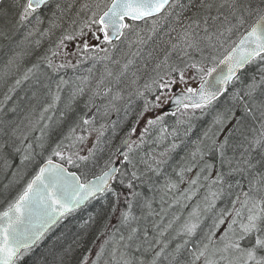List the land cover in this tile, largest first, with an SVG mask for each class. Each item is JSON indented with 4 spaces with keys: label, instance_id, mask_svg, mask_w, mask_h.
<instances>
[{
    "label": "snow or ice",
    "instance_id": "obj_1",
    "mask_svg": "<svg viewBox=\"0 0 264 264\" xmlns=\"http://www.w3.org/2000/svg\"><path fill=\"white\" fill-rule=\"evenodd\" d=\"M76 5V0H12L10 8L18 11L10 12L8 8L0 6V39L12 41L19 29L29 21L30 17L35 18L36 24L43 22L40 12L45 9H51L52 15L49 18L50 28L45 30L42 35H47L53 28L61 26L58 21L63 22L64 17L72 12ZM92 5L84 3L80 5L79 11L88 10ZM100 9L101 5H95ZM59 14V15H58ZM98 15V19H96ZM255 17V22L246 31V34L240 37L239 43L232 47L231 51L221 60L220 64H227L228 71L226 74H220L212 79H202L201 86L198 90L187 88L188 95L181 94L174 98V103L185 108H205L213 101H216L221 95L226 92L225 85L235 80H240L241 77L237 75L238 71L243 70L246 65L255 64L257 71L250 78V81L244 86L241 91L233 93L230 97L231 104L226 105L223 112L218 113L213 120L214 125H218V131L213 132L210 127L205 133V138L211 140L212 146L219 154L220 168L215 169V179L208 184L209 196L212 204L220 199L225 194L231 195L230 191L233 188L241 187V180L247 181V190L241 191L232 200L233 208L231 213H222L223 215L231 216V223L228 224V231L220 236V241L223 242V247H216L212 237L215 232L207 235L208 243L203 247H198L191 251L193 257L191 264H196L197 261L203 258L204 264H264V0H111V3L106 6V10L102 13L97 11L92 12L89 18L92 24H99V31L104 33V40L110 43V36L108 29H111V35L119 39L125 33L123 30L132 29V26L123 21L131 19L133 21H150L151 27L148 29L147 37L141 35V31H136V39L129 43V48L133 44L143 46L162 31V22L167 25L168 30L160 37V42L157 46L147 53L149 59L156 56L157 63L155 69L159 75V71L163 70L165 75H170L172 72L180 74V81L184 80V70L187 68L197 69L204 73L206 77H212L213 73L217 71L216 67L208 68L206 71L203 67L198 68V62L192 60V54L197 53L202 60L208 59L204 55L206 49H214L215 47H223L228 37L237 29L248 22L249 18ZM169 21H171L169 23ZM75 20L70 23L74 25ZM83 27H89L88 22H84ZM82 28L76 35H82ZM35 31V29L33 30ZM33 31L28 32L24 40L33 35ZM174 33V35H173ZM164 36L167 39H164ZM73 34L66 32L56 44V48L60 49L64 46V41L72 40ZM20 43H23L21 41ZM39 45V41L36 42ZM87 48V45H85ZM51 51V56H44L42 59L52 72H56L59 68L65 67L64 64H54L53 58L59 53L58 51ZM106 51V50H104ZM158 53L163 54V59L159 58ZM140 50L131 53L126 63L121 64L119 60L113 61L114 64L120 66L117 73L107 70L106 74L119 84L121 78L125 76L134 61L131 57L139 56ZM184 64V68H180L178 64L171 62L173 57ZM185 58L192 61L185 63ZM105 59H108L106 56ZM215 59V57H212ZM11 63V61H9ZM219 66V65H218ZM217 66V67H218ZM39 65H33L28 69L24 75V80L30 78V74L34 69H38ZM135 72L133 76H135ZM257 75L259 79H257ZM163 80L164 77L160 76ZM175 81L169 80L161 85V88H166L169 83ZM21 81L17 80L19 85ZM36 83L41 85L39 79ZM66 83L63 79L57 84V89L62 84ZM133 84L136 80L132 81ZM155 83V80L152 82ZM111 81L105 84V78L97 82V90L93 92V97L103 94L108 95L112 92L115 86ZM42 87H48L47 84H42ZM145 89L151 90V84H145ZM103 90L102 93L100 90ZM9 91H13L10 89ZM80 88L73 92L72 98L75 99L77 93H82ZM35 95V93H34ZM137 95H143L138 92ZM119 98V93L113 99ZM9 99V97H5ZM53 103L48 107H54L56 101L60 99L58 92L52 97ZM159 101L160 97L157 96ZM190 100L191 104L185 103ZM89 103H92L90 99ZM154 106H159L154 105ZM68 111H71V103L66 105ZM149 110V102H145L144 112ZM47 111V108L45 109ZM107 111V109L105 110ZM144 113L142 112L141 115ZM63 115V113H62ZM83 124L90 125L91 121L86 117H81ZM163 120V116H157L155 119H149L147 125L149 127L159 123ZM230 125V126H229ZM103 127V126H102ZM75 129L73 128L72 131ZM146 127L141 133V143L143 136L147 132ZM135 132L136 129L131 130ZM160 139H163V132ZM227 132L222 141L217 139L221 133ZM103 133L101 132V135ZM175 133H173L174 135ZM78 140L83 141L85 137H77ZM100 137H97V144L89 149L87 156H77V159L87 164L99 149ZM125 144V141L121 142ZM134 143L129 142L125 144L127 150L121 148L116 149L123 159L119 161L111 158L105 161L104 170L100 176H97L92 181L80 183L79 178L74 174H66L65 169L61 165L53 164L49 157L43 166L40 167L37 174L29 181L24 192L20 195L15 204L10 205L9 210L2 214L4 222L0 223V264H11L14 257L19 254L20 249H30L39 240H42L47 231L60 223L65 217L73 214L81 209L90 200L97 199L98 196H105L110 194L112 197L111 203L106 207L97 209L95 214H89L88 219L84 220L78 225L80 229H84L87 225L94 222L98 217H104L110 221L113 214L119 213L120 224L128 227V235L120 236L119 241H115V232L113 233L114 246L112 249V259H117L116 252L120 242H124L122 247L129 249L132 247V242L138 239V228L131 227V224L138 220L134 212V204L140 193L134 191L136 187L134 181L141 179L143 173L138 174L136 170V162L131 153L134 151ZM11 147L9 141L0 143V158L4 159V166L8 168L11 166V161L8 158V149ZM178 147L172 144L169 149L173 151ZM61 145L57 144L56 149H60ZM231 149L232 155H228ZM102 150V149H101ZM211 150V149H210ZM14 152H19V148H14ZM165 153H161L163 156ZM53 155L64 158L62 151L54 150ZM75 155V154H73ZM206 153L201 148L197 147L191 153V160L187 165L181 167L177 175L183 181L184 173L191 172L194 168H199L196 172V178L192 179L191 185L196 186L199 183V178L205 173H213L214 165L208 163L204 156ZM199 157V158H198ZM29 155L21 157V164L29 160ZM68 163H74L72 156H69ZM157 165L153 168L148 161L141 159L150 171L159 174V165L165 163L163 160H157ZM123 165L126 169L131 168V174L127 171H122L121 168L115 167L116 163ZM223 169H227L224 171ZM15 176L16 173H13ZM237 179L235 184L232 179ZM204 180H209L208 175L203 176ZM125 179L128 180L125 184ZM118 180L119 185L126 188L128 193L117 191L116 185L112 182ZM169 189H174L177 185L171 181L166 185ZM215 189V190H213ZM227 190V191H226ZM194 194V193H193ZM241 196L243 199H241ZM123 197V199H122ZM189 199L191 197H188ZM126 205V210H121L120 205ZM239 205V207H236ZM147 207H151L150 203H146ZM234 213V215H232ZM193 215L197 213L193 212ZM225 223L221 218L215 227ZM171 225L169 224V227ZM105 228L109 227L105 223ZM199 227L198 222L188 223L184 225L183 232L187 236H193ZM71 229L69 228L68 231ZM231 232V237H229ZM163 235V232L160 233ZM68 238V232L57 236L53 241L46 254H43L37 264H66L65 257L69 256L73 251L72 244L79 247V240L81 237L76 236L67 248L63 246L64 241ZM245 239L249 240L250 246L243 247L241 242ZM161 241L156 239L155 243L159 244ZM109 241H105L100 246V251L96 253V260L91 261V264H98L101 259L105 245ZM149 244L148 233L144 232V240L141 242ZM141 243L135 244V250H139ZM189 243L185 240L184 243L176 246L175 252L179 253L181 248ZM210 245L212 246L210 249ZM167 244L155 252L149 264H160V258L165 253ZM154 247V245H150ZM148 249H145L147 251ZM88 257H83L80 264H85ZM164 259H168L164 256ZM176 256L172 255V260ZM120 261L122 264H133L131 258L126 251L120 252ZM105 264H108L105 261ZM139 264H144L141 260ZM171 264V261L169 262Z\"/></svg>",
    "mask_w": 264,
    "mask_h": 264
},
{
    "label": "trees",
    "instance_id": "obj_2",
    "mask_svg": "<svg viewBox=\"0 0 264 264\" xmlns=\"http://www.w3.org/2000/svg\"><path fill=\"white\" fill-rule=\"evenodd\" d=\"M87 0H76V5L72 9L71 13H68L64 17V21H58V23L61 24L59 28H53L51 32H49L47 35H42V33L45 32V30L50 28L49 24V18L52 15L51 9L45 8L43 9L39 14L41 18L44 20L43 23L37 25L39 28L38 31H33V35L29 36L28 39L25 41L24 37L25 35L30 31H18L15 37L12 41H7L0 39V143L4 141H9L11 144V147L8 149L9 153V159L11 161V166L8 168H5L4 166V159L0 158V210L1 208H6L9 204L3 199V194L5 192H10L12 182L16 180L19 176L21 178V175H23V179L26 177L25 173L30 170V176L33 175L35 170L37 169L38 165L47 157H50L48 155V152L51 150L52 147H56V141L62 134V132L69 127L71 123H73L78 117H80V114L85 109V102L88 100V95L83 93L81 96H77L76 99L71 100L70 96L67 98L68 95H70V90H78L76 86L74 87H67L66 89L62 90L61 92V101H65L66 104L60 108V110H57V113L55 115V119L52 120L51 124L48 126V128L43 132L42 137L40 139H34V134L30 136L31 133H29L28 138L30 143H32L29 147H25L21 144V137L23 136V133L26 131V124L32 125V122H34L38 108H43L44 110L47 107H40L44 101L49 100V95L51 94V91H54L55 93H59L61 90V87L57 89V84L60 82V79L57 78V75L53 74L49 68L45 65V61L42 59L44 56L45 50L48 49V52L45 56H51V51H57L56 44L60 40V38L66 33L70 32L73 34V39L76 40L80 37L85 36H94V35H100L99 33V26L97 24L89 23V27H84L82 29V35H76L79 31H68L73 27L70 23L72 20H75L76 23L80 20L81 16L85 14L84 11H79V14L77 15V12L80 8L81 4H84ZM110 0H107L106 5L104 7L102 6L101 10L98 12V14L103 11V8L107 6ZM12 0H4L0 6H3L5 8V5L7 3H11ZM59 15V14H58ZM98 16V15H97ZM35 20V18H32ZM97 19V17H96ZM255 20V17L249 18L248 22L240 27L239 29L235 30L228 38H236L242 31L245 30L253 21ZM171 21H169L170 23ZM75 23V24H76ZM74 24V25H75ZM140 24V23H139ZM137 25V24H132ZM162 31L158 35H154L151 40L148 41L147 44L143 47L142 54L138 57L139 58V64L136 68L138 70V74L140 77H142L141 81H151V90L152 95L154 97V94L159 92L160 86L164 84L166 81H169L170 78L174 79V83H169L167 87L169 88H175L177 86V82L180 79V74L174 72L173 77H166L164 76V79L161 80L160 76H155L152 80L146 79V76L148 74H153V72L156 71L153 67H155L157 63L156 56L154 55L153 58L149 59L147 56V53L149 51H152L157 44L160 42V37L163 36L164 32H167L168 27L166 24L162 22L161 24ZM143 36L147 37V35L142 34ZM174 35V33H173ZM164 39H167L166 36H164ZM72 40H66L64 41V46L68 44V41ZM23 41V43H20ZM37 41H39V45H37ZM139 49L142 46H137ZM214 49H206L204 55L205 56H211L214 54ZM159 58L163 59V54L158 53ZM55 60V58H53ZM11 61V63L9 62ZM176 61V64L180 67V62L176 60V57L174 56L172 58V61ZM39 65L38 69H34L33 73L30 74V78L28 80H24L25 73L28 72V69L32 68L33 65ZM202 66L207 70L208 63L206 61H203ZM180 68H184V65ZM154 69V70H153ZM188 69H185L184 72H188ZM257 71V66L255 64H249L241 73H240V80H235L234 83L229 87V89L226 90V92L223 94V96L216 101L211 106H207L205 108H202V115L208 114L210 116V121L213 123L214 118L217 116L218 113H221L224 111L226 105H230L232 102L230 100V97L233 93L237 91H241L244 86L250 81V78L253 74H255ZM148 72V73H147ZM115 74V73H114ZM65 75V74H64ZM204 75L202 74V77ZM37 79L40 80L41 85L47 84L48 87H42L41 85H38L36 83ZM67 78L63 79L66 80ZM257 79H259V76L257 75ZM19 80L21 83L19 85L16 84V81ZM155 80V83H152ZM145 85V83L143 82ZM56 86V87H54ZM62 86H64L62 84ZM139 86V84H138ZM137 86V87H138ZM64 88V87H63ZM10 89H13V91H9ZM176 89V88H175ZM174 89V90H175ZM70 92V93H69ZM35 93V95H34ZM72 94V93H71ZM5 97H9V99H5ZM67 101H66V100ZM71 103V111H68L66 108V105ZM63 113V115H62ZM132 116V115H131ZM141 117V115H140ZM200 117L198 115H195L194 112H189L186 109H182L179 111L178 114H176L174 117L171 116H165L163 121L175 128V130H179L181 128H192L193 133L197 134V130L207 122V118H204L201 123L195 122L196 119ZM144 122V121H142ZM196 123V126H195ZM230 126V125H229ZM31 128V127H30ZM38 128V126H37ZM146 128V127H145ZM145 128L139 127L138 131L136 132V139H140L141 141V133L144 132ZM148 130L143 136V142L140 144V147L143 151V153H146V155H149L153 152L150 148L151 142L154 144V141L160 139V136L157 135L159 133L154 126L147 127ZM40 130V127H39ZM33 131V130H32ZM31 131V132H32ZM33 133V132H32ZM194 134V135H195ZM156 135V137L154 136ZM227 135V132H223L220 134V136L217 137L219 141L223 140V137ZM27 138V141H28ZM165 138V137H164ZM107 139V138H106ZM188 140V139H187ZM108 142V140H107ZM189 141H187V144L184 145V150L189 153L188 149L189 147ZM206 142V141H205ZM61 147H66L67 145L64 142L63 144H60ZM206 143L203 144L205 146ZM14 148H19V152H14ZM103 148V147H102ZM209 149H215L214 146L210 145ZM208 149V150H209ZM154 150V149H153ZM206 150V157L211 162V164L214 165L213 173L209 174L208 172L202 175V179L199 178V183L196 186L191 185L192 179L196 178V173H184V179L183 181L180 180V177L177 175V173L180 171L182 165L178 163L177 165V171L175 175H172L171 178L165 180L166 182L174 181L176 185H180L182 183L183 185L192 186L196 189V192L192 195V198L188 201H179L175 204V210L178 211H185L186 209H192L197 210L199 208H202V210L210 211L211 210V203H210V196H209V188L208 184L211 180L215 179L214 171L217 168H220V158L219 155L212 154L210 155V152H207ZM152 151V152H151ZM141 153V154H143ZM24 155H29L30 159L24 161L23 164H21V157ZM228 155H232L231 149L228 151ZM54 156V157H53ZM51 158L63 162V160L56 155H53ZM132 157H135L134 155ZM176 156L174 155V152H170L167 155L156 158L157 160H163L165 163L159 165V174L156 172L150 171L148 167L144 163H137L136 170L138 174L143 173L141 176V179L134 181L136 187V191L138 192V189L140 190V196L138 201H136V207L133 208L134 214L139 217L138 220L134 221L131 224V227L138 228V239L135 242H132V247L129 249H124L122 247L124 242H120V246L117 248L116 257L117 259L115 261H109L108 264H122L120 261V255L118 254L121 251L128 252L129 256L133 258V264H137V262L143 260L146 263L150 262L151 259V243L153 244L156 239L157 235L161 236L158 233V230L155 227V219H153L151 216H148V212H150L149 207L146 206V203L152 204L153 196L155 195L154 191L156 187L161 184L162 177L169 175L168 172L169 167L175 162L174 158ZM218 158V159H217ZM143 160H146V157L142 158ZM100 160V159H99ZM151 164L155 162V160H150ZM156 165V163H154ZM153 167V166H152ZM157 167V165H156ZM153 167V168H156ZM124 166L121 165V170H123ZM224 171H227V169H223ZM132 169L130 168L128 171V174H131ZM25 172V173H24ZM101 172V171H100ZM151 173L154 176L146 175ZM171 172V171H170ZM13 173H16L14 176ZM208 175L209 180H204L203 176ZM144 176V177H143ZM145 178V180H144ZM240 179V177H235L232 179V183L235 184L236 180ZM160 182V183H159ZM114 185L117 184L114 183ZM117 191L119 189L116 188ZM179 190H183L181 187ZM247 190V181L241 180V187H236L231 189L232 192L231 195L225 194L220 199L216 200V206L218 208V211H225L224 213H231V210L233 208L232 205V197L231 196H237L241 191ZM227 191V190H226ZM177 193V191H175ZM180 193V192H179ZM178 193V194H179ZM157 194V193H156ZM11 196V195H10ZM107 197V198H106ZM103 197L101 200H94V202L88 206L86 209L78 211L76 213H73L66 218L63 219V221L60 223V225L54 229L44 240L33 250L24 253L20 259L17 260L16 264H37V261L41 259L43 254H46L47 250L52 244V241L57 237L60 236L62 233L68 232V238L64 241L63 246L65 248L68 247L69 244H72V240L79 236L81 239L79 240V247H77L75 244H72L73 251L70 253L69 256L65 257L66 264H80V262L83 260V257L87 256L89 259L85 262V264H91V261L96 260V253L100 251V246L104 244L105 241H109L107 245H105L103 258L109 257L112 253V249L114 246L113 241V233L115 232V241H119L120 236L124 235L125 237L128 235V227H125L120 224V221L118 219L119 213L113 214L112 218L107 220L104 217H98L94 222L87 225L84 229H80L78 227L79 224H81L84 220L88 219L89 214H95L97 209L101 207L108 206L111 201L112 197L109 194L108 196ZM236 199V198H235ZM241 199L243 197L241 196ZM183 205H186L184 208ZM236 207H239V205H236ZM121 210H126V206H123ZM80 215L78 217L77 215ZM234 213H232L233 215ZM147 215V216H146ZM226 217L227 222L225 223V227H220L215 231V235L213 237L220 241V236L224 235L226 231H228V224L231 223V216L230 215H223ZM105 223L109 224L108 228H105ZM176 224V221L173 225ZM71 229L68 231V229ZM176 227L173 226V229ZM147 231L148 233V239L149 244L141 243L144 240V232ZM231 232H229V236L231 237ZM165 233H163L164 235ZM162 235V236H163ZM163 238V237H162ZM141 243L140 249L137 251L135 250V244ZM241 245L243 247L250 246L249 240L245 239L241 242ZM145 249H148L145 251ZM261 255H264V253H261ZM112 256V255H111ZM112 258V257H111ZM180 258H183L181 256ZM186 260L187 257H184ZM170 260L164 259L163 264H169ZM98 264L99 261H98ZM171 264H181V261L178 262H171Z\"/></svg>",
    "mask_w": 264,
    "mask_h": 264
},
{
    "label": "bare ground",
    "instance_id": "obj_3",
    "mask_svg": "<svg viewBox=\"0 0 264 264\" xmlns=\"http://www.w3.org/2000/svg\"><path fill=\"white\" fill-rule=\"evenodd\" d=\"M33 17H30V19H32ZM254 22H255V20L247 28H245V30L242 31L236 38H228L227 39V45L222 50L220 49V51L217 52L218 56L215 59L208 58L206 60H202L201 58H198L200 55L198 57H196V58H193V59H196L195 60L196 62H198V68L199 67H203L204 68V66H202L203 61H206L208 63V65H209L208 68L216 67L217 64L224 58V56L239 41L240 37L247 30L250 29V26ZM69 42H71V41H68V43ZM143 47H144V45L139 49L140 50V55L143 52V50H142ZM45 51L46 52L44 53L43 56H45L47 54L48 49H46ZM80 53H82V54L80 55ZM80 53H79V58L78 59H80L82 57H85L86 56L85 54H87V53H95L94 47L90 46V47H88L86 49H82ZM95 54H97V53H95ZM122 55L123 54L119 55L118 58H121ZM125 56L126 55H124V57L122 58L121 64L127 62V57L128 56H126V57ZM139 56L132 57V59L134 61L133 65L130 66L127 74L124 76V78L119 83V85H117V89H120V92L125 93L124 90H122L124 85H127L126 87H128L127 88V90H128L130 87H132L131 86L132 85V81L136 80V83L139 81L138 82L139 86L137 85L138 86L137 87V91L134 92V94L132 96H129V98L124 102V104L127 105L126 109L122 108L124 106V104H123V106L120 107L118 113L114 112V114L111 116V118H113V120L110 122V124L105 123L103 125V127L100 128L96 132V135L93 136V141L91 142V147L93 148V145L97 144V137L99 136L100 137L99 149L96 150L95 155L92 157V159H91L92 162L91 163H90V161L87 162L88 164L84 166L83 170H79L78 171L77 177L79 178L80 183H86L87 181H90V180L96 178L97 175L99 174V172L104 170L105 161L109 160L110 158L111 159L113 158L112 160H115V161L121 160V157H119L118 153H116V149L120 148V146L122 144L121 142L131 136L130 135V131H131V129H132V127L134 125L138 126V128L139 127L144 128L143 125L138 124L139 123L138 120L141 118L140 115H141V113H142V111L144 109L145 102L146 101L150 102L152 100V98H153V95H152V91H150L148 89H145L144 84H143V82H145V80L144 81L140 80L142 77H140V75L138 74V70L136 69L138 67V64H139V62H138L139 61V58H138ZM208 57H210V56H208ZM77 61L78 60H76V62ZM173 62L176 63V61H173ZM184 62L185 63H191L192 61H186L185 60ZM53 63L57 64V65L60 64V62L56 58H55V60H53ZM45 65H46V62H45ZM180 65H181L180 67H182L184 64L180 63ZM87 66L89 67V64L83 66L82 68H84V67L86 68ZM247 66L248 65H246L245 68ZM119 68H120V66L116 67L117 70H116L115 73H117L119 71ZM153 68L155 69V67H153ZM60 69L63 70L61 73H59ZM97 69L95 71V75H91L90 76V79H93L96 82H98L101 79V77H104L102 75L103 72L101 70H97ZM187 69H188L187 70L188 72H191V73H194V74H199V77L201 78L200 83L202 82V79H204L206 77L204 75V73H203L204 76L202 77V72H199L197 69H193V68H187ZM49 70L52 72L51 69H49ZM81 70H83V71H81L80 73H74L71 70V67L65 66L63 68H59L56 72H54V73L52 72V73L57 75V78L60 79V80L67 78L66 80H64L66 83L63 84L64 87H65L64 89H66L67 87H70V86L71 87L76 86L75 83H77L78 75L79 74H83L84 71H86L85 69H81ZM243 70H240L237 73V75H240V73ZM205 71H206V69H205ZM134 72L136 74L135 76H133ZM131 73H132V75H130ZM159 75H161L163 77L164 76L173 77L174 76V72L170 73V75H165V72L163 70H160L159 71ZM234 81H235V78L233 79L232 82L229 83V85L227 87H225L226 90L229 89V87L234 83ZM113 83H115V81H113ZM175 88H174L175 89V93H186V90L180 89L178 87V85ZM61 92H62V88H61V90L58 93L59 96H60V99L58 101H56L55 106L54 107H48L49 105H51L53 103L52 97H53L54 94H56L54 91H51V94L49 95V100L48 101H44L42 103V105L40 106V107H47V111H45L43 108H41V109L38 108L37 116H36V118L34 120L35 123L32 122V125H27L26 124V126H27L26 127V131H25V133H23V136L21 137V141H20L22 145H24L25 147H29L32 144V143H30L29 138H28L29 133H31L30 136L32 134H34V139L33 140H36V139L38 140V139H40V137H42L43 132L51 124L52 120L55 119L54 117H55V115L57 113V110H60V108L63 107L66 104L65 101L60 102L61 101ZM70 92L73 93L72 90H70ZM137 92L143 93V95H137ZM71 93L69 95L70 97L72 95ZM222 96L223 95H221L216 101H218ZM99 98L101 100L103 99V98L100 97V95H99ZM71 99H72V97H71ZM216 101H213L208 106H211ZM99 102L100 101H98L97 98L95 99V102H93V105H96V107H97L96 109H98ZM135 107L136 108L138 107V108L136 109V112H134L132 114V116H131L130 112ZM151 110H153V109H149V111H151ZM186 110H188L189 112H194L195 115L200 116V117H198L196 119V121H195L196 123L197 122L201 123L204 118L208 117L207 118V122H205V124L203 126H201L197 130V134H195V133H194L195 135L192 134L194 126L192 128H184L183 127V128H181L179 130H175V128L173 126L165 123L162 120V121H160L159 123H157V124H155L153 126L159 132V133H157V135L160 136V137L162 135V130H166V131L163 132V137H165V138L158 139V140L154 141V144L152 142L150 143L151 144L150 148L153 151V152L151 151L152 153L150 154V156L146 155V153H143L142 149H141V151L137 150L134 153L135 155L133 154L135 156V157H133V159L136 162V164L139 163L143 157H146V160L148 161V163L151 164L150 160H152V162H153V159H152L153 157H156L157 159L161 158V157H163V156H165V155H167L168 153L171 152V151H168V152L165 153V150L169 149L172 144L178 145V147L175 150L172 151V152H174V155L176 157L174 158L175 162L169 167L168 172L170 174L162 177L161 182L162 181L163 182L156 187L154 193L156 192L157 194L155 193V195L153 196V201H152L151 207L149 208L150 212H148V216H151L153 219H155L154 220L155 221V227L158 230V233L159 234L161 232L165 233L163 236L157 235V239H159L161 241L159 244H156L155 242L153 244L151 243V245H154V247H151V259H150V261L152 260L153 256L155 255V252L159 251L160 248L164 247L165 244H167L168 245L167 247L169 248V252H167L166 249H165V253L161 256L160 264H163L164 256H167L168 260H170L171 262H178L179 263L181 260L184 259V257H187V259L186 260L184 259L183 262H181V263H184L185 261H189V260L192 261L193 257L191 255V251L196 250L198 247H203L204 244L208 243V240L206 238L207 235L212 233V232H215L218 228L223 227L225 225V223L227 222L226 217L222 216V213H224L225 211H218V208L216 206V201H215V204L213 205L212 201H211V198H210L211 210L210 211H205V210H202V208H199V209L195 210L197 215H193L194 210L189 209V208L186 209L185 211H178V210H175V208H174L175 204L177 202H179V201L188 202L192 198V195H193V194H190L188 192L184 193L183 191L179 190L181 188V186H182V183H180V185L178 184L177 187L174 188V189H169L166 186L167 182L165 181V180L171 178L172 175H175V173L177 171L178 163L184 167V166L187 165V162L191 160V154H188V152H186L184 150V145H186L187 141H189L188 142L189 143V147H190V150L188 149L189 153H192L193 151H195L197 147L201 148L202 151L205 153L206 150L209 149V146L212 145V144H211V140L210 139L205 138L204 133L210 127L212 128L213 132L218 131V129H219L218 125H214L210 121L209 113L205 114V115H202V108H195L194 109L192 107H188V108H186ZM82 113L80 114V117H78L79 120L81 119ZM134 117H135V119H133ZM78 118L73 123H71L69 125L70 128L74 127L76 125L75 122L78 120ZM155 118L156 117H151V119H155ZM116 119H117V122L115 123ZM141 121H143V120H141ZM145 122L147 123V121H145ZM196 123H195V126H196ZM37 126H38V128H37ZM39 127H40V130H39ZM73 132H75V131H73ZM101 132L103 133L102 135H101ZM68 133H69V131L65 132V134H68ZM173 133H175V134L173 135ZM154 136L156 137V135H154ZM27 138H28V141H27ZM107 140H108V142H107ZM204 143H206L205 146H203ZM138 147H139V149L141 148L140 145ZM51 150L48 152V155L50 156V158L53 156V153H52ZM57 150L62 151L64 158L63 159L61 157L60 158L63 160V162H60V161H57V160L51 158L52 162H55V163L63 166L64 168L67 169L68 172H71L72 168L67 163V160H66L67 157L65 155V153H67V152L69 153L70 151H68V149L66 147L65 148L61 147L60 149H57ZM207 152H210V155L217 153L215 151V149H213V150L209 149ZM141 153H143V154H141ZM161 153H165V155L161 156L160 155ZM216 155H219V154H216ZM56 157L58 158V156H56ZM48 158L46 157L38 165L37 169L35 170L33 175H31V177L28 178V180L25 182V184L22 187V189L17 194L14 195V198L12 199V201L7 202L9 205L6 208H4V209L1 208L0 215L2 213H4L5 211H7L9 209L10 205H13L19 199L20 195L24 192L25 188L27 187L29 181L32 180V178L36 175L37 171L39 170L40 166L43 165ZM204 159L208 163H211L206 156H204ZM154 163L151 164V165L153 167H156V165ZM129 169H130V167L127 168V169L124 167L122 171H127L128 172ZM198 171H199V168H194L191 172H188V173H192L193 174V173H196ZM205 173H207V172H205ZM146 175L154 176V175H152L149 172H148V174L146 173ZM200 179H202V176L200 177ZM144 180H145V178H144ZM127 182H128V180L125 179V184H127ZM112 183L113 184L114 183L117 184L116 188L119 189V191L124 192L125 194L128 193V190L126 188H124V187L119 185L118 180H115ZM133 190L136 191L135 188ZM213 190H215V189H213ZM139 191L140 190L138 189V193H140ZM175 191H177V193ZM108 195L109 194H107L105 196H98L97 199H95V201L96 200H101V199H103V197H106ZM188 197H191V198L189 199ZM231 197H232V199L236 198V196H231ZM122 199H123V197H122ZM138 199H139V197L137 198V201H138ZM93 202L94 201L87 202L84 205L82 210L86 209ZM123 206H126V205L121 204L120 208H122ZM185 206L186 205H183L182 207L184 208ZM135 207H136V202L134 204V208ZM77 216L80 217L79 214ZM221 218L224 219L225 223L220 224L218 228L215 227V225L219 222V220ZM166 221H167V223L171 222L170 223V225H171L170 227L168 225L165 228ZM175 221H176V224L173 225ZM194 222H198L199 223V227H198L196 233L193 236L189 237L186 234H184L183 228H184L185 224L194 223ZM60 223H58L57 225L52 227L51 230H49L45 234L44 238H46L54 229H56L60 225ZM173 226L176 227V228L173 229ZM44 238L42 240H39L32 248L25 249V250L21 251L20 254L13 261L12 264H16L17 260L20 259V257L24 253H27V252L33 250L35 247H37L44 240ZM212 239L215 242V246L216 247H223V242L217 241L214 237H212ZM185 240H188L189 243L185 247L181 248L179 253H176L175 252L176 246L178 244L182 245ZM211 247L212 246L210 245V249H211ZM118 254L120 255V252ZM172 255L176 256L175 260H172ZM181 256H183V258H180ZM111 257H112L111 255H109V257H106V258H103V256H102L101 259L99 260V263L100 264H105V261H107V262L112 261L113 259ZM109 258H110V260H109ZM148 263H146V264H148ZM137 264H139V262H137ZM144 264H145V262H144ZM196 264H204L203 258H202V260L197 261Z\"/></svg>",
    "mask_w": 264,
    "mask_h": 264
},
{
    "label": "rangeland",
    "instance_id": "obj_4",
    "mask_svg": "<svg viewBox=\"0 0 264 264\" xmlns=\"http://www.w3.org/2000/svg\"><path fill=\"white\" fill-rule=\"evenodd\" d=\"M85 3L92 5V7L88 10H85V14L83 16H81L78 23L73 25V27L71 29H69L68 31H79V30H81L84 22L90 23L91 21L89 20V18L92 16V12L93 11L99 12L101 10L102 6L104 7V5H106L107 0H87ZM97 3H99L101 5L100 9H97L95 7V5ZM11 4H12V2L7 3L5 5V8H8L10 12L18 11L17 9L10 8L9 6ZM131 26H132V29H127L124 37L117 44L105 43L104 47H103V45L101 46L100 43H98V46H97V44L95 42H96V40L100 39V36L94 35L91 37L90 36H85V37L83 36V37H80L76 40H72L66 46H63L62 48L57 49L59 54L55 58L60 62V64H64L65 66L71 67V70L74 73H80L81 71H83L81 69L86 70V71H84L83 74L78 75L77 83H75V84H76L77 89L82 88L83 92L88 95V100H87V102H85L86 108L84 109V112L82 113L81 117L88 118L91 121V124L85 125V124H83V120L82 119L79 120V118H78V120L75 122L76 125L74 127L70 128V126H69L65 129L66 131H69L68 134H65V132H66L65 130L62 132V134L60 135V137L56 141V145H55V146H57V144H63L64 142L66 143L67 149L70 152L65 153V155L67 158L69 156H72V159L74 160V163L69 164L68 159L66 158L67 163L69 164V166L72 169L83 170L84 166L87 165L88 163L85 164L84 162H81L80 160L77 159V156H87L89 154V149L92 148L91 142L93 141V136L96 135V132L100 128H102V126L105 123L110 124V122L113 120V118H111V116L114 114V112L118 113L120 107L123 106L124 102L129 98V96H132L134 94V92L137 91V85H138L139 81L135 85L132 83V85H131L132 87H130L128 90H127L128 87H126L127 85H124L122 90H124L125 93H122V92H120V89H117V85H119V84L113 83L114 80H112V78L108 77L106 74L107 70H110L113 73L116 72V70H117L116 67H118L119 65L114 64L113 61L119 60L121 62L124 55L128 56L127 57V59H128L131 56V53L136 52L138 50V47H136L137 46L136 44H133L132 47L129 48V43L136 39V35H135L136 31H141V35L142 34L148 35V29L151 27V23H150V21H148V22L144 21L140 24L131 25ZM34 29H35V31H38V29H39L37 27L36 21L29 18V21H26L25 24L19 29V31H33ZM98 42H100V40ZM85 45H87V48L90 46H97V48L99 49V47H101L100 49H102L103 51L100 50V52H98L97 54H95L96 52L95 53H87V54H85L86 55L85 57L78 59L79 53L81 52V50L86 49ZM226 45H227V40L225 41L223 47H219V46L215 47L214 48L215 53L212 54V56H210L208 58H212V57L216 58L218 56L217 52L220 51V49L222 50ZM104 50H106V51H104ZM81 54L82 53H80V55ZM121 54H123L121 56V58H118V56ZM106 56L108 57V59H105ZM198 56H199V54L193 53L192 54V60L195 61L196 59H193V58H196ZM198 58H201V57L199 56ZM76 60H78V61L76 62ZM185 60L189 61V60H187V58H185ZM88 64H89L90 68L88 66L86 68L85 67L82 68L83 66L88 65ZM96 69L101 70L103 72L102 75L105 78V84H108L109 81H111L113 84H115V86L113 87L112 92L110 94H108V95L100 94V97L103 98L102 100L99 98V95L93 97V92L97 90V82L94 81L93 79H90V76L95 75ZM62 71L63 70L60 69L59 73H61ZM130 75H132V73ZM157 75H158L157 71H155V72H153V74H148L146 76V79L152 80ZM194 75L195 76L190 75L189 72H184V80H183V82H181L180 79L178 80V82H177L178 87L180 89H183V90H186L187 88L195 89L198 86V84L200 83L201 78L199 77V74H194ZM123 78H124V76L121 78V81ZM144 83L145 84H151V81L146 80ZM54 87H56V86H54ZM60 87L62 88V90H64V88H65L62 85ZM159 90L160 91L155 93L154 97L149 102V109H153V110H151V111L148 110L147 112H144V109H143L142 112L144 114L138 120V122H139L138 124L143 125L144 128L148 127V125L145 121H148L149 119H151V117L161 116V114H159V110L167 105L169 97H171V95L173 94V91H171L169 89V87L161 88V86H160ZM75 91H77V90H75ZM100 91L102 92L103 90L101 89ZM83 92L77 93V95L75 96V99L77 96H81V94H83ZM117 93H119V98L113 99V97L116 96ZM157 96L160 97L159 101L156 100ZM71 97H72V95H71ZM67 98H69V95L67 96ZM96 98L98 99V101H100L99 105H98V109H96L97 108L96 105H93V102H95ZM90 99L92 100L91 104L89 103ZM157 104L159 105L158 107L154 106ZM126 107H127V105L124 104V106L122 108L126 109ZM137 108L135 107L133 110H131V112H130L131 115L134 112H136ZM144 108H145V104H144ZM106 109H107V111H105ZM133 119H135V117ZM141 120H143L144 122H142ZM116 122H117V119H116L115 123ZM73 128L75 129L74 130L75 132L72 131ZM133 128H135L136 131L135 132L130 131V135H135L136 132L138 131V126L134 125L132 127V129ZM82 135L85 137V139L83 141L78 140L77 137H80ZM132 143H134V145H140L141 141H140V139H135ZM51 149H52L51 150L52 153L54 150H57L56 147H52ZM137 150L141 151V148L139 149V147H134V151H133V153H131V155H133ZM73 154H75V155H73ZM91 162H92V160H90V163ZM25 175H26V177L24 179L22 178L23 175H21V178L19 176L16 180H14V182L11 183V185H9V187H11V191L5 192L2 196L6 202L12 201V199L14 198V195L17 194L22 189L25 182L29 178L28 176H30V170L27 171V173H25ZM172 182L174 183V181H172ZM181 187L183 188L182 191L184 193L188 192L190 194H193L196 192V189L193 188L192 186H187V185L182 184ZM170 223L171 222L167 223V221H166L165 228ZM166 251L169 252L168 247L166 248ZM183 260H181V262H183ZM201 260H202V258H201ZM181 264H191V261L190 260L185 261L184 263H181Z\"/></svg>",
    "mask_w": 264,
    "mask_h": 264
},
{
    "label": "water",
    "instance_id": "obj_5",
    "mask_svg": "<svg viewBox=\"0 0 264 264\" xmlns=\"http://www.w3.org/2000/svg\"><path fill=\"white\" fill-rule=\"evenodd\" d=\"M3 0H0V3L2 2ZM111 3V2H110ZM109 3V4H110ZM106 10V9H105ZM124 23H126V22H135V23H139V22H141V21H133V20H131V19H125L124 21H123ZM99 25V24H98ZM108 32H109V36H110V43H113V42H117V41H119L120 40V38L119 39H117L115 36H112L111 35V29H108ZM103 33V32H102ZM244 34H246V32L244 33ZM243 34V35H244ZM103 35H104V33H103ZM240 40V39H239ZM237 43H239V41L237 42ZM236 43V44H237ZM235 46V45H234ZM231 51V50H230ZM229 51V52H230ZM228 54V53H227ZM226 54V55H227ZM225 55V56H226ZM224 56V57H225ZM224 59V58H223ZM222 59V60H223ZM219 65V66H218ZM218 66V67H217ZM217 66H216V68H217V71L215 72V73H213V76L212 77H205L204 79H212V78H214L215 76H217V75H220V74H226L227 73V71H228V65L227 64H220V63H218L217 64ZM239 72V71H238ZM229 85V84H228ZM228 85H225L224 87H227ZM200 86H201V83L199 84V86H198V88L196 89V90H198L199 88H200ZM181 94H184V95H188L187 93H176V94H174L171 98H170V101H169V104L166 106V107H164L163 109H161V113L162 112H168V113H170V114H174L175 112H176V110L178 109V106L176 105V103H174V98L176 97V96H179V95H181ZM185 103H188L189 105L191 104V101L190 100H186L185 101ZM181 107H183V106H179V108H181ZM131 140V138L130 137H128L127 139H125L124 141H125V144L126 143H128L129 141ZM125 144H121V146H120V148L121 149H123V150H125L126 149V147H125ZM118 156L119 157H122L119 153H118ZM53 164H56V165H59V164H57V163H55V162H53ZM44 165V164H43ZM43 165H41V166H43ZM40 166V167H41ZM115 167H118L119 168V164H118V162L114 165ZM63 167V166H62ZM64 168V167H63ZM40 169V168H39ZM65 169V172H66V174H71V173H74V172H68L67 171V169L66 168H64ZM39 171V170H38ZM37 171V172H38ZM37 174V173H36ZM76 176H77V174L76 173H74ZM100 176V175H99ZM95 179V178H94ZM94 179H92V180H94ZM92 180H90V181H92ZM79 182H80V180H79ZM16 203V202H15ZM14 203V204H15ZM84 207V206H83ZM82 207V208H83ZM9 210V209H8ZM7 210V211H8ZM6 212V211H5ZM3 214V213H2ZM2 214L0 215V223H3L4 222V218L2 217ZM48 232V231H47ZM46 232V233H47ZM33 247V246H32ZM31 247V248H32ZM23 250H25V249H20V251H19V254H20V252L21 251H23ZM18 254V255H19ZM17 255V256H18ZM16 256V257H17ZM16 257H14L13 259H12V261H11V264L13 263V261L16 259Z\"/></svg>",
    "mask_w": 264,
    "mask_h": 264
},
{
    "label": "flooded vegetation",
    "instance_id": "obj_6",
    "mask_svg": "<svg viewBox=\"0 0 264 264\" xmlns=\"http://www.w3.org/2000/svg\"><path fill=\"white\" fill-rule=\"evenodd\" d=\"M97 44V42H95ZM93 47H97V46H93ZM104 47V46H103ZM101 48V47H100Z\"/></svg>",
    "mask_w": 264,
    "mask_h": 264
}]
</instances>
